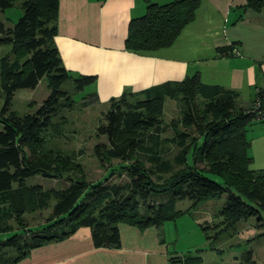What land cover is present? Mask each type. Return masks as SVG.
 <instances>
[{
	"label": "trees",
	"instance_id": "16d2710c",
	"mask_svg": "<svg viewBox=\"0 0 264 264\" xmlns=\"http://www.w3.org/2000/svg\"><path fill=\"white\" fill-rule=\"evenodd\" d=\"M201 1L148 4L143 16L130 21L125 50L150 53L170 47L193 21ZM15 3L22 11L18 20L11 27L0 21V44L10 45L14 56L12 61L5 57L0 65L5 95L0 109V235L10 234L0 240V264H16L32 250L68 239L80 229H88L95 248L118 249L119 224L159 228L178 214L174 206L183 200L195 207L224 196L222 224L230 227L255 218L257 226H264V169L250 168L247 139L251 126L264 125L263 91L257 92L251 108H240L234 91L202 85L196 72L181 81L122 93L110 101L102 116L104 125L97 127L95 136L105 137L109 148L94 147L99 164L107 166L104 175L91 182L73 156L44 147L48 135L60 133L54 119L74 106L62 85L72 81L83 90L95 84L96 77H74L62 65L54 43L58 0H0V11ZM263 8L264 0H246L240 9ZM43 78L49 95L40 106L24 115L11 111L14 93L35 89ZM166 99L179 101L181 117L172 124L173 129L184 128L166 140L179 149L172 159L162 158L155 141ZM143 146L149 152L146 161L137 155ZM33 176L63 179L66 186L24 187ZM113 177L126 179L112 182ZM47 210L42 224L27 226L26 214ZM192 260L185 263L194 264ZM248 260L253 262L250 255Z\"/></svg>",
	"mask_w": 264,
	"mask_h": 264
},
{
	"label": "crops",
	"instance_id": "0c3cea01",
	"mask_svg": "<svg viewBox=\"0 0 264 264\" xmlns=\"http://www.w3.org/2000/svg\"><path fill=\"white\" fill-rule=\"evenodd\" d=\"M58 1L54 43L62 65L74 77L95 76V90L104 100L127 88L137 93L196 72L202 85L234 91L240 108H251L259 90L264 100V8L241 10L246 0H202L173 45L135 53L124 48L130 21L143 16L148 4L172 0ZM259 126L251 141L264 140V125ZM262 147L254 149L252 163L264 158ZM119 233L120 248H95L88 229H80L16 264H150L164 246L155 227L119 224Z\"/></svg>",
	"mask_w": 264,
	"mask_h": 264
},
{
	"label": "rangeland",
	"instance_id": "374dc122",
	"mask_svg": "<svg viewBox=\"0 0 264 264\" xmlns=\"http://www.w3.org/2000/svg\"><path fill=\"white\" fill-rule=\"evenodd\" d=\"M22 11L19 4L7 9L4 13L0 11V21L6 22V27H11L20 17ZM8 19V21H6ZM11 47L8 44H0V65L7 57L13 60ZM0 71V85L2 83ZM95 84L86 86L79 90L72 81L62 85L61 90L65 91L74 102L72 110H63L54 119V124L60 129L58 135H48L45 149H58L67 155L74 157L85 172L87 180L95 182L105 173L107 165H100L94 154L96 145L104 144L109 148L105 137H96L98 126L104 125L103 114L109 110L110 101L113 98L105 99V96L97 95ZM132 92L127 88L122 93ZM121 93V94H122ZM120 94V96H121ZM49 95L46 79L43 78L33 90L23 89L14 93L10 104V110L18 115L34 112L35 108ZM145 99L144 97H142ZM141 98V99H142ZM5 95L0 86V109L3 107ZM86 106H85V104ZM181 117L179 101L166 99L163 107V114L160 117L161 128L155 141L158 144L160 154L164 159H172L179 149L176 145L169 144L166 140L175 137L176 131H183L180 125L173 129L172 121ZM261 126H251L247 131V139L250 143L249 154L252 155L258 146L263 148L264 140L251 141L253 133L258 134ZM186 131V130H185ZM254 131V132H253ZM253 132V133H252ZM254 134V135H255ZM196 135V133H193ZM149 146H151L149 144ZM26 153L30 155V151ZM148 151L145 146L138 150V156L146 161ZM254 154V153H253ZM257 154V153H256ZM253 157V156H252ZM113 164L118 161H113ZM150 168V164L145 162ZM202 165H199L201 167ZM250 168L252 170L264 169V158L254 159ZM155 173V172H154ZM208 178L221 183L220 177L207 174ZM167 177V176H165ZM126 178L118 179L125 181ZM116 177L112 182L118 181ZM66 181L63 179H46L40 176L27 178L24 187H40L43 190L64 188ZM170 194L164 197L168 200ZM225 202V197H212L191 206L188 200L178 201L174 206L176 214L171 220L165 221L159 226V239L163 241V249L153 258L150 264H186L185 261L193 259L194 264H264V226H257L255 218L241 220L230 227L222 224L220 211ZM49 211L33 212L26 214L25 220L28 227H36L42 224ZM264 217V215H263ZM11 224L13 222L10 221ZM9 235H0V240L6 239ZM250 255V262L248 256Z\"/></svg>",
	"mask_w": 264,
	"mask_h": 264
},
{
	"label": "built area",
	"instance_id": "2783aa9c",
	"mask_svg": "<svg viewBox=\"0 0 264 264\" xmlns=\"http://www.w3.org/2000/svg\"><path fill=\"white\" fill-rule=\"evenodd\" d=\"M234 55H239L238 51L236 49L233 50Z\"/></svg>",
	"mask_w": 264,
	"mask_h": 264
}]
</instances>
